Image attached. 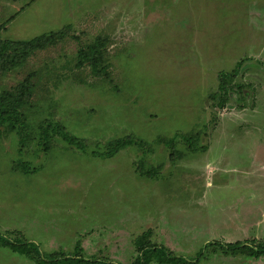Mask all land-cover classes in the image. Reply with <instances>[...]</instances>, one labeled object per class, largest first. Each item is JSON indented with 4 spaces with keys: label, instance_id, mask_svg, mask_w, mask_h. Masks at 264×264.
I'll use <instances>...</instances> for the list:
<instances>
[{
    "label": "rangeland",
    "instance_id": "obj_1",
    "mask_svg": "<svg viewBox=\"0 0 264 264\" xmlns=\"http://www.w3.org/2000/svg\"><path fill=\"white\" fill-rule=\"evenodd\" d=\"M62 27L56 45L0 72V91L29 74L35 84L26 109L34 139L20 152L15 132L0 138V235L44 252L70 253L80 240L87 256L133 264L135 239L149 230L152 243L197 256L193 264H264V254L208 244L264 241V0H0L2 39ZM97 36L110 39L113 81L76 65ZM242 59L234 82L246 95L235 90L216 106L219 73ZM46 119L87 151L56 137L44 152L36 134ZM182 134H196L199 148L155 143ZM134 135L153 151L91 154ZM18 161L36 171L14 170ZM140 163L160 165L156 177ZM0 264L36 263L0 246Z\"/></svg>",
    "mask_w": 264,
    "mask_h": 264
},
{
    "label": "trees",
    "instance_id": "obj_2",
    "mask_svg": "<svg viewBox=\"0 0 264 264\" xmlns=\"http://www.w3.org/2000/svg\"><path fill=\"white\" fill-rule=\"evenodd\" d=\"M65 28L70 27L65 26ZM65 36L66 33L64 32V27H62L57 31H51L29 40H11L0 38V72L8 73L13 71L18 66L25 64L37 51L56 45ZM109 43V38L97 36L94 41L83 45L78 50L76 65L78 67L88 65L90 66L92 73L95 75L101 77L105 76V79L113 81L110 75L111 61L108 50ZM244 61L245 59L238 61L235 67L230 71H221L219 73L218 91L211 95V97L215 100L214 103L216 106H225L235 90L238 91L239 95L245 94L243 85L234 82ZM34 89L35 84L33 81V75L29 74L13 88L0 91V138L15 132L18 137L20 152L23 151L35 137V132L30 126L29 116L26 113V109L32 103ZM38 129L39 132L36 134L38 136V145L44 152L52 149L54 146V138L56 137H60L70 146L87 151V145L84 139L72 134L59 121L46 119L40 122ZM176 138L183 139L184 142H186V145L193 150H197L199 148L194 144V140L197 138L196 134H182L181 136L175 135L172 137L158 136L155 139V143H164L168 148L172 149V152H176ZM130 146H136L145 153L153 151L152 143L134 135L114 138L113 140L105 142L103 151L92 150L91 154L104 158L112 157L120 150ZM14 163V170L23 171L24 173L36 171V168L31 167L30 163L27 161H18ZM140 164L141 166L139 170L142 175L151 178L156 177L160 165L145 169L142 165L143 163ZM149 233L150 231L148 230L135 239L137 256L133 264L196 263L195 260L197 256L190 260L184 256L173 253L164 246L152 243L149 239ZM17 240H9L8 238L0 235V246L9 247L15 252L24 254L28 258L34 260L36 264H121L100 256H87L80 240L76 242L74 251L70 253L63 249L53 252H44L36 243L32 241ZM260 242L254 241L253 243H249L236 241L226 244L219 242H210L208 244H218V248L224 249L226 253L227 250H230L231 253L234 254H244L249 257H255L257 255L264 254V241L260 244L261 248H258L257 244H255H259ZM199 254H202V250L198 252V255Z\"/></svg>",
    "mask_w": 264,
    "mask_h": 264
}]
</instances>
